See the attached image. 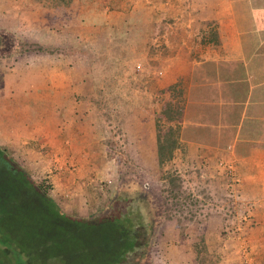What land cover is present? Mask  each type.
I'll list each match as a JSON object with an SVG mask.
<instances>
[{
  "label": "rangeland",
  "instance_id": "1",
  "mask_svg": "<svg viewBox=\"0 0 264 264\" xmlns=\"http://www.w3.org/2000/svg\"><path fill=\"white\" fill-rule=\"evenodd\" d=\"M180 6L181 0H0V145L72 222H103L118 204L143 225L155 222L138 237L150 238L145 256L131 254L126 264H218L228 251L253 264L252 249L264 244L250 237L264 230V192L250 188L255 175L233 157L228 127L202 125L206 144L190 141L199 139L191 125H200L195 119L205 111L194 94L185 101L182 82L164 86L169 63L156 59L162 46L154 53L152 40L180 21ZM155 85L168 94L153 92ZM170 112L180 118L170 122ZM177 126L188 129L161 166L159 128ZM71 137L79 139L71 154L58 151ZM59 158L73 177L72 197L67 181H57ZM15 190L0 171V264H94L125 248L110 223L64 228L67 221L39 213ZM137 190L148 194L152 214L130 201Z\"/></svg>",
  "mask_w": 264,
  "mask_h": 264
},
{
  "label": "crops",
  "instance_id": "2",
  "mask_svg": "<svg viewBox=\"0 0 264 264\" xmlns=\"http://www.w3.org/2000/svg\"><path fill=\"white\" fill-rule=\"evenodd\" d=\"M174 12L180 21L165 24L164 34L152 40L154 53L159 46L164 53L156 59L169 63L167 68L163 65L169 78L164 86L171 90L173 84L182 82L185 101L194 94L199 108L216 110L213 118L219 119L218 127L236 128L230 144L232 155L243 159L247 172L255 175L250 188L264 192V0H181ZM155 86L153 92L163 88L168 94L164 87ZM226 110L232 114L229 116ZM75 140L79 139H64L57 150L71 154ZM156 144L155 138V152ZM200 147L202 152L210 150L208 145ZM54 165L57 181H67L66 194L72 197L73 177L67 178L69 172L61 158ZM252 232V239H256L255 234L259 235L257 240L264 239V230ZM259 246L252 249L253 264H264V244ZM225 253L218 264H243L239 251Z\"/></svg>",
  "mask_w": 264,
  "mask_h": 264
},
{
  "label": "trees",
  "instance_id": "3",
  "mask_svg": "<svg viewBox=\"0 0 264 264\" xmlns=\"http://www.w3.org/2000/svg\"><path fill=\"white\" fill-rule=\"evenodd\" d=\"M199 111H205L207 114V118H199L195 120H200V125H191L195 128H197V131L194 133L198 135V140H190L197 143H204L206 144V139H208L207 131L206 129L202 128V125L207 127H218L217 119H214L213 117L216 114V110L214 108H199ZM211 111V112H210ZM198 112V111H197ZM210 112V113H209ZM199 113V112H198ZM197 113V114H198ZM226 114L229 116L232 114V111H225ZM214 114V115H213ZM168 120L170 122L177 121V119L180 118V115L178 113L170 112L168 113ZM195 118V117H194ZM206 122H209L208 124ZM202 123V124H201ZM224 128V127H223ZM188 129V127H186ZM186 129H183L180 126H177L176 129L174 127H169L165 133L159 128V134H158V140H159V164L163 166L165 163L170 161L175 151L178 149L179 146V138L180 133L185 132ZM229 131H227L229 134L231 133L233 136H235L236 128L232 129L231 127H228ZM206 135V136H205ZM205 137V139H204ZM210 139L212 136H209ZM189 141V139H186ZM0 171L3 173V175L9 176L12 181V186L16 187L15 190V197L19 199H25L28 202H30L35 209L39 211V213H45L47 215L55 216V219H63L62 221L67 222H61L64 228H70L76 231H79L80 229L84 230H91L95 229L97 226L103 223H110L114 226L116 236L115 239H119L117 241L119 243L118 246L123 247L125 245V248L120 250H115L111 252V255H108V258H102L103 261H98L94 264H126L129 260V257L131 254H136L141 251L140 260L145 256L147 247H149V240L150 238H144L138 239L139 236L143 235L144 233H141L143 230H154L155 222L151 220H147L146 225H143L142 223H139V220L131 219L129 215L131 212L124 211L125 205L121 206H113V209H115L114 212L108 213L105 216H109V218H105L103 222L97 221L100 217H95L93 220H84L76 218L74 219V222L68 220L70 215L66 214L56 203L55 201L48 196V191L42 189L41 186H38L32 179L30 178V174L26 169L21 167L15 159L11 156L9 147L0 145ZM167 180L169 181L170 186L176 190H180V186L176 184L177 180L171 179L170 175L167 177ZM1 192V191H0ZM133 198L130 200L132 203H136L139 206L138 211L143 210V212L151 213L152 214V201L148 197V194L145 191H139L137 190L134 194L131 195ZM125 198H128L129 196L126 195L122 196ZM120 197L118 199L122 200ZM116 202V205L118 203ZM129 203V201H127ZM115 204V203H114ZM113 204V205H114ZM14 207V206H13ZM12 207V208H13ZM133 208V207H132ZM112 209V208H111ZM135 213V212H134ZM140 214V213H139ZM102 216V217H105ZM134 220V221H133ZM66 223V224H63ZM229 233V232H226ZM123 242L122 245H120ZM117 246V244H115ZM139 250V251H137ZM143 250V251H142ZM68 260L73 259H66ZM25 264V263H23ZM137 264V263H134Z\"/></svg>",
  "mask_w": 264,
  "mask_h": 264
}]
</instances>
